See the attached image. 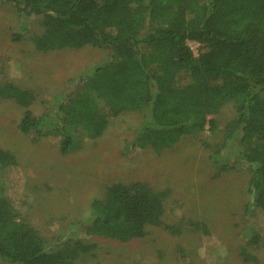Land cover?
I'll return each mask as SVG.
<instances>
[{"label": "trees", "instance_id": "1", "mask_svg": "<svg viewBox=\"0 0 264 264\" xmlns=\"http://www.w3.org/2000/svg\"><path fill=\"white\" fill-rule=\"evenodd\" d=\"M5 2L21 18L20 31L27 19L41 20L43 32L32 39L36 52H109L107 61L89 69L75 91L42 115L29 111L37 93L2 77L0 65V101L24 109L17 125L22 134L57 135L59 153L66 155L84 139L100 137L110 118L139 113L130 146L169 149L181 137L200 133L208 116L232 102L234 116L210 162L215 177L228 169L225 158L249 166L243 222L248 244L264 247L251 234L254 219L264 218V0ZM188 42L199 44L197 56ZM229 142L235 156L225 155ZM19 172L16 157L0 148V264H78L95 246L77 239L47 244L24 218L25 202L8 194L23 189ZM167 195L142 183H115L90 202L87 219L69 227L120 243L140 239L147 228L162 224Z\"/></svg>", "mask_w": 264, "mask_h": 264}, {"label": "rangeland", "instance_id": "2", "mask_svg": "<svg viewBox=\"0 0 264 264\" xmlns=\"http://www.w3.org/2000/svg\"><path fill=\"white\" fill-rule=\"evenodd\" d=\"M20 23L12 6L0 0L1 76L37 93L29 107L35 115L55 109L58 98L75 91L89 69L108 59L107 50L91 47L36 52L32 39L43 32L41 20L27 19L24 31ZM195 44L189 43L197 55L200 46ZM23 112L0 101V148L16 157L23 186L21 192L8 194L25 202L24 218L47 244L77 239L94 245L78 264H264V247L248 244L243 222L249 166L225 158L228 169L215 177L217 169L210 162L215 147L223 144L222 130L234 116L232 102L208 116L200 133L181 137L169 149L131 147L142 116L124 113L110 118L100 137L84 139L66 155L59 153L57 135L35 139L22 134L17 125ZM226 146L225 155L235 156L234 143ZM115 183H142L166 191L162 224L126 243L70 229L87 219L90 202ZM251 225V234L264 241V218ZM242 252L255 262L244 261Z\"/></svg>", "mask_w": 264, "mask_h": 264}, {"label": "built area", "instance_id": "3", "mask_svg": "<svg viewBox=\"0 0 264 264\" xmlns=\"http://www.w3.org/2000/svg\"><path fill=\"white\" fill-rule=\"evenodd\" d=\"M189 43H191V42H188V47H189V49H190V51L192 52V54H193V56H197V55H194V50H193V48L191 47V45H189ZM198 45L197 44H195V47H197ZM199 47V46H198Z\"/></svg>", "mask_w": 264, "mask_h": 264}]
</instances>
